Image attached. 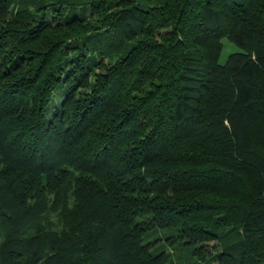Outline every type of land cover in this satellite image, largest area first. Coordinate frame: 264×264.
Instances as JSON below:
<instances>
[{
	"label": "trees",
	"instance_id": "obj_1",
	"mask_svg": "<svg viewBox=\"0 0 264 264\" xmlns=\"http://www.w3.org/2000/svg\"><path fill=\"white\" fill-rule=\"evenodd\" d=\"M17 1L0 264H264V0Z\"/></svg>",
	"mask_w": 264,
	"mask_h": 264
},
{
	"label": "rangeland",
	"instance_id": "obj_2",
	"mask_svg": "<svg viewBox=\"0 0 264 264\" xmlns=\"http://www.w3.org/2000/svg\"><path fill=\"white\" fill-rule=\"evenodd\" d=\"M31 1L32 0H20V1L13 3L12 7L13 8H18V7H22V6L31 7ZM222 44H223V47H222V50H221L219 58H218L219 63H224L229 54L238 50V47L235 44L229 42L226 38L222 39ZM62 91H63V89L58 90L59 93ZM161 234L162 233H159L158 235H161ZM162 249L164 251H169L170 249H173V247L170 248L169 245H166L164 242H162L160 245H158L156 250H162ZM174 250L176 251V254H177L179 249L177 247H175ZM184 263H185V259L183 258V262L181 264H184ZM200 264H206V263L201 262ZM211 264H216V261L211 263Z\"/></svg>",
	"mask_w": 264,
	"mask_h": 264
}]
</instances>
